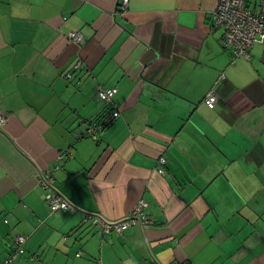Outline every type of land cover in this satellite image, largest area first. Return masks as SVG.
Segmentation results:
<instances>
[{
    "label": "crops",
    "instance_id": "1",
    "mask_svg": "<svg viewBox=\"0 0 264 264\" xmlns=\"http://www.w3.org/2000/svg\"><path fill=\"white\" fill-rule=\"evenodd\" d=\"M120 2L0 0V261L23 235L15 264H264V43L234 58L218 0ZM48 170L78 212L50 211ZM140 199L149 228L88 217L124 220Z\"/></svg>",
    "mask_w": 264,
    "mask_h": 264
},
{
    "label": "built area",
    "instance_id": "2",
    "mask_svg": "<svg viewBox=\"0 0 264 264\" xmlns=\"http://www.w3.org/2000/svg\"><path fill=\"white\" fill-rule=\"evenodd\" d=\"M127 7L128 0H121L119 8L126 11ZM210 18L212 26L222 31L223 47L231 52L234 58L251 60L253 46L264 43V0H257L254 5H251L248 0H218V4L212 10ZM69 38L76 43H81L83 40V36L79 32H70ZM80 65L78 63L76 68L80 67ZM71 76V74H68L67 77L70 78ZM117 92V88H100L98 96L101 101L109 104L112 103ZM217 101L218 96L213 87L205 98V104L210 108H214ZM117 117H119V112L114 109L107 123ZM6 122V114L0 110V127L4 126ZM98 129L100 128L94 124L89 128L88 132L92 136H95ZM70 156V151H64L58 156V160L64 162ZM158 163V173L164 174L166 159L160 158ZM59 168L60 166L56 165L54 170H58ZM37 180L46 192L45 200L51 212H78V208L56 189V180L52 171L39 172ZM147 208L148 203L144 199H140L132 214L124 220L107 222L97 215H88V217L92 218L93 224L98 226L104 233L116 231L118 234H123L133 224H139L142 228H149L151 226L153 222L148 215ZM4 221L8 223V220ZM26 243L27 237L23 235L17 236L12 246V252L6 259L0 261V264H15L26 253ZM98 264H103L101 259L98 261Z\"/></svg>",
    "mask_w": 264,
    "mask_h": 264
},
{
    "label": "trees",
    "instance_id": "3",
    "mask_svg": "<svg viewBox=\"0 0 264 264\" xmlns=\"http://www.w3.org/2000/svg\"><path fill=\"white\" fill-rule=\"evenodd\" d=\"M105 124V123H104ZM106 124H107V122H106Z\"/></svg>",
    "mask_w": 264,
    "mask_h": 264
},
{
    "label": "rangeland",
    "instance_id": "4",
    "mask_svg": "<svg viewBox=\"0 0 264 264\" xmlns=\"http://www.w3.org/2000/svg\"><path fill=\"white\" fill-rule=\"evenodd\" d=\"M254 5V4H253ZM252 8V7H251Z\"/></svg>",
    "mask_w": 264,
    "mask_h": 264
}]
</instances>
